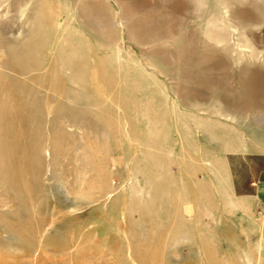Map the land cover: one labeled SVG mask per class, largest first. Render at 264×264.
Returning a JSON list of instances; mask_svg holds the SVG:
<instances>
[{"label":"rangeland","instance_id":"374dc122","mask_svg":"<svg viewBox=\"0 0 264 264\" xmlns=\"http://www.w3.org/2000/svg\"><path fill=\"white\" fill-rule=\"evenodd\" d=\"M0 264H264V0H0Z\"/></svg>","mask_w":264,"mask_h":264}]
</instances>
